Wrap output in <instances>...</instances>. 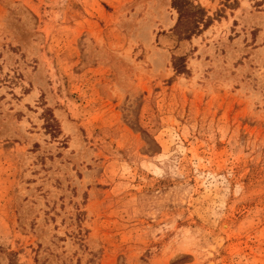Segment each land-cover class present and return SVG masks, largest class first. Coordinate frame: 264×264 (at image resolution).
Masks as SVG:
<instances>
[{
  "label": "rangeland",
  "instance_id": "374dc122",
  "mask_svg": "<svg viewBox=\"0 0 264 264\" xmlns=\"http://www.w3.org/2000/svg\"><path fill=\"white\" fill-rule=\"evenodd\" d=\"M192 1L0 0V264H264V0Z\"/></svg>",
  "mask_w": 264,
  "mask_h": 264
},
{
  "label": "trees",
  "instance_id": "16d2710c",
  "mask_svg": "<svg viewBox=\"0 0 264 264\" xmlns=\"http://www.w3.org/2000/svg\"><path fill=\"white\" fill-rule=\"evenodd\" d=\"M170 4L177 12V22H179L177 31L179 34L188 37L199 32L201 27H205L208 24V19L204 18V9L198 4H193L192 0H170ZM189 24H191L190 27H188ZM182 25L185 26L184 29L180 28ZM173 68L176 72L185 70L181 57L174 60ZM46 125L48 126L49 123L46 122Z\"/></svg>",
  "mask_w": 264,
  "mask_h": 264
},
{
  "label": "crops",
  "instance_id": "0c3cea01",
  "mask_svg": "<svg viewBox=\"0 0 264 264\" xmlns=\"http://www.w3.org/2000/svg\"><path fill=\"white\" fill-rule=\"evenodd\" d=\"M195 1H200V0H195ZM209 4H211V3H213L214 2V0H206ZM241 0H239V2H240ZM219 2V1H218Z\"/></svg>",
  "mask_w": 264,
  "mask_h": 264
}]
</instances>
